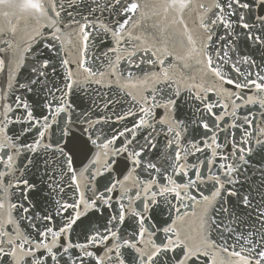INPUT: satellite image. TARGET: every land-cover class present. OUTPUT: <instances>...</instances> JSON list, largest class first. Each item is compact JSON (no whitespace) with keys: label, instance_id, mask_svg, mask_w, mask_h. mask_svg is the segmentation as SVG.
Listing matches in <instances>:
<instances>
[{"label":"snow or ice","instance_id":"snow-or-ice-1","mask_svg":"<svg viewBox=\"0 0 264 264\" xmlns=\"http://www.w3.org/2000/svg\"><path fill=\"white\" fill-rule=\"evenodd\" d=\"M0 264H264V0H0Z\"/></svg>","mask_w":264,"mask_h":264}]
</instances>
